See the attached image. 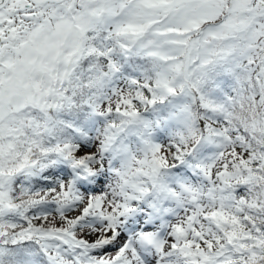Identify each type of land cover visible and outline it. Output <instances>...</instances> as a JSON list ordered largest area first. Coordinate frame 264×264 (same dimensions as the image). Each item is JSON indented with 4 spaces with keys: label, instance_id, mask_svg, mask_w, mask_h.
Here are the masks:
<instances>
[{
    "label": "snow or ice",
    "instance_id": "1",
    "mask_svg": "<svg viewBox=\"0 0 264 264\" xmlns=\"http://www.w3.org/2000/svg\"><path fill=\"white\" fill-rule=\"evenodd\" d=\"M0 264H264V0H0Z\"/></svg>",
    "mask_w": 264,
    "mask_h": 264
}]
</instances>
